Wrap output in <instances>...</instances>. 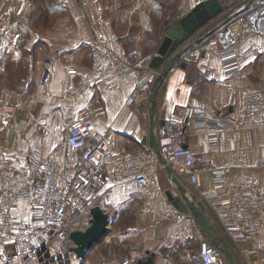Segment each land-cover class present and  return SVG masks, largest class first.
<instances>
[{"label": "crops", "instance_id": "1", "mask_svg": "<svg viewBox=\"0 0 264 264\" xmlns=\"http://www.w3.org/2000/svg\"><path fill=\"white\" fill-rule=\"evenodd\" d=\"M202 1L0 0V99L5 95L11 98L19 113L16 151L36 148L48 152L60 139L55 130L58 121L67 118L69 106L59 103L57 95L61 85L79 84L89 71L92 61L87 42L93 35L103 36L108 41L118 39L127 49L138 50L141 57H154L165 30ZM218 1L223 5L225 0ZM263 2L246 0L235 16ZM9 10L21 15L23 20L11 19ZM228 13H221L179 47L175 53L183 49H198L199 56L191 60L180 59L165 78L155 99L151 91L145 99L127 107L125 100L133 90V81L129 77L114 88L96 85L80 100L77 110L104 108L105 113L96 119V126L100 132L107 133L113 151L124 153L153 149V139L158 144L164 122L174 118L192 96L215 109L227 110L234 116L240 114L244 90L258 87L264 81L261 69L264 65V39L251 37L239 44V50L245 53L241 72L238 77L226 80L219 58L209 53L208 43L212 33L235 17L233 13L232 18L229 17ZM46 60L52 62L55 74L50 85L42 87L39 78ZM182 62L186 68L179 66ZM205 65L213 69L214 81L211 83L199 77V71ZM163 67L150 69L145 74L152 87ZM65 68H72L75 73L67 75ZM8 80L13 81L12 86L6 82ZM26 82H29L28 88L25 87ZM40 122L50 126L49 135L43 140L37 139L35 133ZM188 146L194 169L200 173V186L192 189L180 181L185 188L183 197L169 181L167 171L160 168L162 161L156 155L158 164L149 170L144 189H138L133 180L116 183L108 178L107 186L112 188V192L104 194V189H101L83 203V208L90 210L99 206L109 216V223H113L111 229L114 234L95 247L82 264H102L107 259H121L130 251L146 253L153 259V264H200L197 243L188 241L194 232L223 248L224 230L204 199L211 188V171L231 169L227 177L229 181L264 179V166L257 167L264 161V130L229 132L224 136L221 150L215 153H207L202 141L196 137L189 139ZM13 165L19 166L18 171L23 161L17 157ZM167 191L182 203L187 201L196 208L206 223L217 231L213 237L218 244L198 224L195 230L185 222L170 221L167 211L174 206L165 196ZM23 215L28 214L25 212ZM91 221L92 217L88 218V225H84L81 231L86 230ZM120 221L124 224L123 231L114 225ZM117 243L121 246L118 252L109 250L112 244ZM189 246L195 247V253L188 249ZM245 248V245H229L235 264H241L240 257L244 258Z\"/></svg>", "mask_w": 264, "mask_h": 264}, {"label": "built area", "instance_id": "2", "mask_svg": "<svg viewBox=\"0 0 264 264\" xmlns=\"http://www.w3.org/2000/svg\"><path fill=\"white\" fill-rule=\"evenodd\" d=\"M8 16L15 21L23 20L13 10L8 11ZM251 37L264 39V2L230 20L208 43L209 53L219 58L226 80L239 76L245 56L239 44ZM87 49L92 62L81 83L63 84L59 89L57 101L69 108L62 135L52 149L43 152L25 148L16 152L15 157L23 165L5 182L2 177L12 158L0 152V264H82L71 250L74 246L69 235L88 225L90 208H83V203L101 189L104 194L111 193L108 178L116 183L133 180L138 189H144L149 170L158 164L153 149L113 151L107 133L100 132L96 126V119L105 113L104 108L77 110L78 103L92 87H118L129 77L133 90L125 105L131 107L145 99L152 90L145 74L150 70L153 56L141 57L138 50L127 49L118 39L108 41L99 35L89 39ZM198 56L199 50L191 49L184 57L191 60ZM64 73L74 74L75 70L65 68ZM54 74L52 62L43 61L39 84L49 86ZM199 77L206 83L213 82V69L203 66ZM28 86L26 82L25 87ZM16 108L10 98L0 101V131L9 128ZM263 130L264 81L258 87L244 90L238 116L192 96L161 128L157 144L160 168L169 169L171 177L196 189L200 186V173L193 166L188 146L191 137L199 138L207 153H215L221 150L224 136L229 132ZM49 132L46 122L35 127L39 140L45 139ZM263 166L264 161L257 164ZM230 174L229 168L213 169L211 188L204 199L224 230L225 242L245 245V256L264 264V179L229 181ZM25 212L28 215L24 216ZM167 217L174 223L185 222L197 228L191 215L175 208L167 211ZM188 241L197 243L200 264H228L223 248L201 234L191 233ZM146 258V253L130 251L121 259H107L102 264H136Z\"/></svg>", "mask_w": 264, "mask_h": 264}, {"label": "water", "instance_id": "3", "mask_svg": "<svg viewBox=\"0 0 264 264\" xmlns=\"http://www.w3.org/2000/svg\"><path fill=\"white\" fill-rule=\"evenodd\" d=\"M223 12V7L218 0H204L196 5L189 13L180 19L174 20L170 27L165 30V36L150 63V69L157 70L160 66L164 65L159 77L154 82L152 87V98L155 99L160 86L164 82L165 78L169 75L171 70L182 59L187 49L181 50L179 53H175L179 47L187 41V39L196 33L198 30L206 26L213 19L218 17ZM181 68H186L185 63H180ZM151 135L153 137V129H151ZM145 142V141H144ZM152 147L158 155L157 143L153 139ZM168 177L171 179V183L177 187L181 196L185 195V188L177 179L171 177V171L167 169ZM165 196L169 202L172 203L175 209L183 214H190L199 225L200 229L211 239H214V234L217 231L202 218L197 212L196 208L191 206L187 201L182 203L180 199L174 196L170 191L165 193ZM92 221L90 226L84 231H74L69 235V240L73 244L72 252L83 263L88 257L89 253L97 246L101 245L105 239L111 234L107 229L109 225V216L103 212L99 206H95L90 210ZM216 244H218L215 241ZM223 252L228 264H235L233 257L229 250V245L223 241ZM136 264H153L151 257L145 260H139Z\"/></svg>", "mask_w": 264, "mask_h": 264}, {"label": "rangeland", "instance_id": "4", "mask_svg": "<svg viewBox=\"0 0 264 264\" xmlns=\"http://www.w3.org/2000/svg\"><path fill=\"white\" fill-rule=\"evenodd\" d=\"M245 1L246 0H225L224 4L222 5V7H223V12L222 13L226 14V13L229 12L228 13L230 15L229 17L232 18V16H235L236 11L241 8L240 6H242V4L245 3ZM252 4H255V3H252ZM254 6H256V5H254ZM247 11H243L241 14L235 16L234 18H237V17L241 16L242 14H244V12H247ZM231 14H232V16H231ZM233 19H231V20H233ZM261 69H262V71H264V65L261 67ZM6 82L10 83L9 84L10 86H12V84H13L12 80H8ZM18 82H21V81H18ZM5 93H3V94H5ZM0 94L2 95V92H0ZM5 99H7L6 95L4 97H2L0 99V101L5 100ZM11 102L13 103L12 99H11ZM18 118H19V113H18V110L16 108V110L13 111V113H12V115L10 117L9 128L7 130H5V131H0V152H3L5 154H7V155H10L11 158H12V162L9 165V167L7 168L6 175L2 177V180H3L2 182H5L9 178V175L11 173H15L17 171V169L19 168V166L18 167L17 166L14 167V165H13L14 162H16V160H17V157H15V153L17 152L16 151L17 150L16 149V145L17 144L15 143V135H16V129L18 127L17 125L19 123L17 121ZM55 131L58 134V136L62 135V132H63V121L62 120L58 121V125H57ZM25 132H26V130H25ZM36 138H37V136H36ZM119 219H117V220L115 219V221H119ZM111 224H113V223H111V222L109 223L108 229L110 230V232H111L110 235L112 236V234H114V230L111 229ZM114 225L117 228L120 227L121 231H123L122 229H123L124 224H123L122 221L116 222V223H114ZM120 249H121V246H120V244L117 243V244H112L109 250H111L112 252H118ZM188 249L192 250L193 253H195V250H196L195 247L189 246ZM240 258H241V264H255L254 263V259H252V258H249V257H246V256H244V258L243 257H240Z\"/></svg>", "mask_w": 264, "mask_h": 264}, {"label": "trees", "instance_id": "5", "mask_svg": "<svg viewBox=\"0 0 264 264\" xmlns=\"http://www.w3.org/2000/svg\"><path fill=\"white\" fill-rule=\"evenodd\" d=\"M214 33H212L210 36H213Z\"/></svg>", "mask_w": 264, "mask_h": 264}]
</instances>
